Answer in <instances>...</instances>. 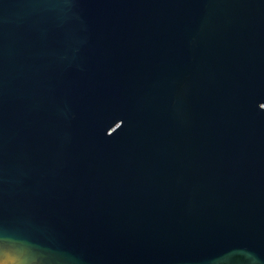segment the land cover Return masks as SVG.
Instances as JSON below:
<instances>
[{
  "label": "water",
  "instance_id": "obj_1",
  "mask_svg": "<svg viewBox=\"0 0 264 264\" xmlns=\"http://www.w3.org/2000/svg\"><path fill=\"white\" fill-rule=\"evenodd\" d=\"M0 264H264V0H0Z\"/></svg>",
  "mask_w": 264,
  "mask_h": 264
}]
</instances>
